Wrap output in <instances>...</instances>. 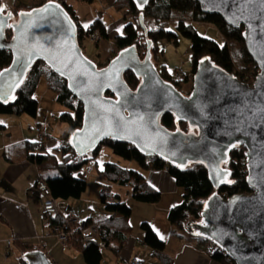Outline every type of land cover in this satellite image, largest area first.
Returning a JSON list of instances; mask_svg holds the SVG:
<instances>
[{"label":"water","instance_id":"water-1","mask_svg":"<svg viewBox=\"0 0 264 264\" xmlns=\"http://www.w3.org/2000/svg\"><path fill=\"white\" fill-rule=\"evenodd\" d=\"M196 1L204 13L217 14L236 29L244 28L246 48L259 68L252 85L205 56L198 61L192 89L185 95L160 75L151 40H146L144 58L133 45L99 67L84 54L77 25L62 3L47 1L17 16L0 5V49L13 55L11 64L0 72V102L13 99L29 70L42 62L67 82L84 107L82 126L69 138L80 157L108 141H122L146 157L180 168L204 164L214 188H219L230 175L223 166L230 153L236 146L243 147L251 193L225 198L215 192L191 230L216 245L233 264H264V3ZM133 2L147 35L143 12L150 0ZM8 28L13 31L10 39ZM126 72L141 80L135 91L123 78ZM168 112L186 122L189 132L163 126L161 116ZM24 258L27 264H55L42 250L28 252Z\"/></svg>","mask_w":264,"mask_h":264},{"label":"trees","instance_id":"trees-1","mask_svg":"<svg viewBox=\"0 0 264 264\" xmlns=\"http://www.w3.org/2000/svg\"><path fill=\"white\" fill-rule=\"evenodd\" d=\"M83 1L93 2L94 0ZM46 2L41 0L32 5L20 4L13 9L7 8L6 11H12L17 16L19 12L30 11ZM61 3L77 25V36L80 45H83L89 35L95 31L99 32L100 40H110L108 27L101 18L95 19L88 26H83L78 21L73 8L63 1ZM0 5H5L2 0H0ZM114 7L118 11L125 10L126 16L130 19L124 26L123 33L113 39L117 53L108 59L104 65L110 62L118 52L127 47L134 45L139 49L143 44L146 46V40L153 42L152 55L157 58L160 51V41L167 40L178 43V38L182 35L190 40L193 59L192 71L189 74H185L184 78L177 79L165 64L158 67L162 78L173 83L180 91L182 83L193 82V75L198 61L205 56H209L216 66L233 74L240 81L249 85L254 83L259 74V68L250 56L243 39L244 28L236 29L228 25L221 16L204 13L196 0H150L143 12L144 22L148 28L147 35L139 24L140 12L133 0H114ZM197 24L214 25L222 35L224 42L220 44L200 34L196 27ZM12 35V29L8 28L6 30L7 38L10 39ZM98 45L97 42L96 46ZM140 52L142 58H144L145 49ZM12 59L11 51L0 49V72L11 64ZM43 77L46 78L48 90L54 95L56 102L68 110L60 115L61 122L68 126V130L60 139L48 137L51 140L59 141L58 146L54 149H47L38 141L28 143L29 152L27 158L30 162L37 165L41 172V177L46 181L55 200L79 199L82 196L87 189V167L91 160L96 159L99 155L102 146L109 147L114 155L123 160L134 161L144 170L150 169L145 163L146 156L135 146L122 141H108L92 154L83 157L78 156L73 150L69 138L74 131L82 126L84 107L71 94L67 82L53 73L42 62H37L29 70L13 99L7 102H0V114L36 117L39 103L35 98V94ZM123 78L133 91L138 88L141 82L133 72H126ZM110 95V93L107 94V96ZM160 122L172 131L179 129L189 132V125L186 122L177 121L173 113L163 114ZM223 166L230 171V175L228 181L219 188H214L204 164L196 163L180 168L167 163L161 158H157L153 166V169L156 170L167 168L169 174L176 180L183 191L182 202L169 211V223L181 233L191 238H196L205 244L210 242L202 237H197L191 230V224L201 219L200 214L207 199L215 192L225 198L236 194L251 193L247 184L248 169L243 147L236 146L230 153L229 160ZM99 173L111 183L123 185L135 181L137 186L132 191V198L137 202L156 204L161 200V193L152 188L140 172L127 170L115 163L104 162L102 168L99 169ZM106 192L107 187L104 186L101 190V202L105 210L110 214V218L85 222L86 225L92 223L98 225L100 239L82 241L80 235H77L69 243L83 256L86 264H101L104 249L101 247L102 244L105 245L106 249L118 254L126 246L129 235L132 233L130 224L131 207L124 202H106ZM29 197L36 203L42 201V196L35 187L31 189ZM60 221V219H56L48 223H50V227L53 230ZM141 230L144 233L143 242L153 250V255L165 259L162 255L165 243L157 236L151 225L143 222ZM15 244L22 253L21 264H27L24 254L41 250L38 245L30 241L17 240ZM209 254L218 263L233 264L232 260L220 250Z\"/></svg>","mask_w":264,"mask_h":264},{"label":"crops","instance_id":"crops-1","mask_svg":"<svg viewBox=\"0 0 264 264\" xmlns=\"http://www.w3.org/2000/svg\"><path fill=\"white\" fill-rule=\"evenodd\" d=\"M40 1L9 0V4L5 3V6L13 9L20 4L32 5ZM62 1L70 5L78 15L77 6L79 7L82 0H78L77 6L69 0ZM91 17L88 24H84L81 18L78 21L83 26H88L95 19L101 18L113 39L123 33V26L130 19L124 14L119 21L120 15L112 10L106 12L103 10L102 16ZM122 27V32H116L114 29ZM110 40L108 41L111 42ZM42 79L46 80L45 77ZM47 92L49 90L46 82L44 97L47 96ZM51 100L48 116L42 113L43 100L37 98L39 107L36 117H24L27 115L0 117V264H21L22 253L15 244L17 240L30 241L38 245L55 264H86L83 256L72 244L63 246L58 243L50 223H43L39 219L41 202L36 203L29 197L36 180L41 177L37 165L27 158L29 152L27 144L37 142L34 130L36 124H44L48 137L53 139H60L68 130V126L60 120V115L63 113L61 112L63 109H60L61 105L56 102L54 96ZM107 148L110 150L108 153H112L111 149ZM106 155L109 156L108 162L142 173L147 183L161 193V200L156 204L137 202L129 196V190L122 184L111 183L104 176L97 175L94 176L92 185L88 179L87 189L79 199L57 201L64 214H72L83 223L88 220L110 218V214L101 202V190L104 186L107 187V192L115 195L118 202L127 203L131 207L132 233L126 246L118 254L104 248L101 264H123V261L133 257L141 259L144 264H221L211 258L208 252L209 244L181 233L169 223V211L182 202L183 191L168 171L144 170L134 161H123L116 155L111 156L107 153ZM143 222L149 223L165 243L162 252L165 259L154 256L153 250L144 244V233L141 230ZM10 240L13 244L9 246Z\"/></svg>","mask_w":264,"mask_h":264},{"label":"rangeland","instance_id":"rangeland-1","mask_svg":"<svg viewBox=\"0 0 264 264\" xmlns=\"http://www.w3.org/2000/svg\"><path fill=\"white\" fill-rule=\"evenodd\" d=\"M9 0H4V4L7 3ZM48 2H59L60 0H48ZM70 3L75 4L77 6L78 0H69ZM108 2V3H106ZM9 4V2H8ZM79 7L77 6L78 16L77 19H80L84 24H88L92 18L91 16L95 15L96 17L102 16L103 10L106 11H114L116 14L120 15L119 21L122 20L124 14L127 15L125 10L118 11L114 7V0H94L93 2H86V1H80ZM114 7L111 8L110 7ZM122 16V17H121ZM118 21V22H119ZM128 22V21H127ZM152 24V22H151ZM119 26V25H118ZM124 27V26H123ZM122 28H114L116 32L120 31L122 32ZM197 30L200 34L215 40L222 44L224 42V39L220 32L217 30V28L214 25L211 24H197L196 25ZM110 41L106 39H99L98 40V46H96V43L90 42L89 40L84 42V54L94 61L98 66H104V64L110 59L114 54L117 53V48L114 45L113 37H110ZM160 51L158 53L157 58L153 56V62L157 67H160L162 64H165L169 71H171L173 74L176 73L177 68H182L185 72V74H189L192 71L193 66V59L191 54V47H190V40L182 35L178 38V43H174L172 41L162 40L159 43ZM164 50V51H163ZM192 83H182L181 84V92L185 93L190 89ZM46 92V80L42 79L41 83L38 86V89L35 94V98L43 100V106H42V113L44 116H48V106L51 105V99L53 98V94L51 92H47V96H43V94ZM60 109H63L61 112L68 111L67 108L60 106ZM60 112V113H61ZM0 117H5L4 114H0ZM26 118H29L28 116H24ZM107 146H102L99 155L96 157V159L91 160L90 164L88 165V171H87V177L90 181V185L93 184V180H95L94 176L101 175L99 173V169L102 168V162H108L109 156L107 157L106 153L108 155H114L110 152V150H107ZM116 157V156H115ZM118 157V156H117ZM119 159H122L119 157ZM125 161V160H123ZM96 162L98 164H96ZM18 249V248H17Z\"/></svg>","mask_w":264,"mask_h":264},{"label":"built area","instance_id":"built-area-1","mask_svg":"<svg viewBox=\"0 0 264 264\" xmlns=\"http://www.w3.org/2000/svg\"><path fill=\"white\" fill-rule=\"evenodd\" d=\"M114 8L113 6L110 7ZM99 32L95 31L89 35L87 40L93 43H97L99 40ZM86 40V41H87ZM84 51V44L81 45ZM145 49V45H141L139 50L143 51ZM174 76L177 79H182L185 77V72L182 68H177L176 73ZM35 133L37 135V141L43 144L47 149H54L58 146L59 141L51 140L48 138L47 129L44 124H37L35 127ZM157 157L154 156H147L145 159V163L153 169L155 165ZM164 170L168 171L167 168ZM125 188L129 190V196L132 197V191L137 186L135 181H131L128 183L123 184ZM34 187L39 191L40 195L42 196V201L40 203V212H39V219L43 223H48L50 221L60 219V223L53 228V232L57 238V241L60 245H68L77 235H80L82 241L87 240H99L100 239V229L96 223H92L90 225H86L85 223L81 222L76 216L72 214H64L58 206L57 200H55L52 196V193L46 183V181L39 177ZM105 200L108 203H116L117 199L115 195L112 193L106 192L105 193ZM41 242V241H40ZM42 243V242H41ZM13 242L10 240L8 241V245L10 246ZM102 248H105V245H101ZM216 250H219L216 245L213 243H209L208 245V252L213 253ZM123 264H144L143 261L137 257H133L126 261H123Z\"/></svg>","mask_w":264,"mask_h":264},{"label":"flooded vegetation","instance_id":"flooded-vegetation-1","mask_svg":"<svg viewBox=\"0 0 264 264\" xmlns=\"http://www.w3.org/2000/svg\"><path fill=\"white\" fill-rule=\"evenodd\" d=\"M191 89H192V85H191L190 89H188V91H186L184 94H187L188 92H190Z\"/></svg>","mask_w":264,"mask_h":264},{"label":"snow or ice","instance_id":"snow-or-ice-1","mask_svg":"<svg viewBox=\"0 0 264 264\" xmlns=\"http://www.w3.org/2000/svg\"><path fill=\"white\" fill-rule=\"evenodd\" d=\"M261 3H264V0H260Z\"/></svg>","mask_w":264,"mask_h":264}]
</instances>
